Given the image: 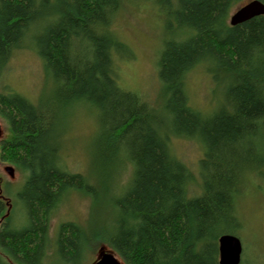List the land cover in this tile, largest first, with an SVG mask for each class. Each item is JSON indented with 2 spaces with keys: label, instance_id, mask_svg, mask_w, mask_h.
Instances as JSON below:
<instances>
[{
  "label": "trees",
  "instance_id": "obj_1",
  "mask_svg": "<svg viewBox=\"0 0 264 264\" xmlns=\"http://www.w3.org/2000/svg\"><path fill=\"white\" fill-rule=\"evenodd\" d=\"M129 1H150L166 19L157 106L118 84L115 57L135 55L110 27ZM243 1L0 0V80L14 53L32 48L53 82L38 103L10 89L0 92L7 128L0 160L26 175L19 194L25 225L14 226L13 211L0 198V264L50 258L49 221L72 191L93 199L102 193L115 209L90 234L77 223L61 225L56 243L64 264H79L97 246L124 264H219V238L243 229L238 201L244 187L264 179V16L231 26ZM199 65L218 97L208 115L192 108L187 94V76ZM82 107L99 126L98 184L62 161L68 117ZM173 138L203 145L199 183L173 154ZM128 166V185L111 201V180ZM197 183L200 190L192 193ZM243 260L249 264L244 251Z\"/></svg>",
  "mask_w": 264,
  "mask_h": 264
},
{
  "label": "rangeland",
  "instance_id": "obj_2",
  "mask_svg": "<svg viewBox=\"0 0 264 264\" xmlns=\"http://www.w3.org/2000/svg\"><path fill=\"white\" fill-rule=\"evenodd\" d=\"M248 2V0L241 2L233 12ZM110 29L119 40L128 45L135 55L133 60L125 61L115 54L119 86L127 91L138 93L144 100L157 106L162 94L158 61L164 42L168 38L165 17L150 1H129L116 13ZM52 83L37 53L32 48H24L16 51L12 56L0 80V92L10 89L11 92L20 94L33 103H38L44 92L52 93ZM186 86L192 108L205 115L215 111L218 106V97L214 93L216 86L204 65H199L188 74ZM0 124L3 129L0 138L1 146V141L7 136V128L1 118ZM98 133L99 126L95 115L89 108H78L68 117L62 151V161L69 172L89 177V182L96 184L100 180L93 181L95 179L93 154ZM171 147L173 154L194 172L199 183V162L204 157L203 145L193 139L173 138ZM8 166L14 167V177L7 173ZM130 175L131 166L121 170L119 174H114L111 180L114 187L111 188V201L119 197L127 187ZM25 182L24 173L0 160V198L6 200L9 210L13 211L12 219L15 227L26 224L25 207L19 197ZM198 183L191 186L192 193L199 192ZM104 198L102 193L98 199H93L79 191H72L62 203H59L49 221L48 234L52 242L48 249L50 258L45 259L44 264H64L59 259L56 243L63 223H77L86 229L85 233L90 234V231L95 229L96 222L99 221L101 224L108 222L110 216L108 210L115 208H111ZM103 201L109 206L103 205ZM238 213L244 225L237 235L242 240L247 263L264 264V179L254 177L250 185L244 187L238 201ZM1 225L2 222H0V231L3 226ZM91 247H94V242ZM100 248L97 246L88 249L79 264H94L102 251ZM104 249L111 251L108 248ZM0 253H2L1 250Z\"/></svg>",
  "mask_w": 264,
  "mask_h": 264
},
{
  "label": "water",
  "instance_id": "obj_3",
  "mask_svg": "<svg viewBox=\"0 0 264 264\" xmlns=\"http://www.w3.org/2000/svg\"><path fill=\"white\" fill-rule=\"evenodd\" d=\"M258 16H264V3L260 0H251L231 14L230 24L237 26ZM2 133L3 129L0 124V137ZM6 171L11 177H14L15 170L12 166L6 167ZM218 244L219 264H241L243 247L237 236L223 235L219 238ZM103 249L94 264H123L114 252Z\"/></svg>",
  "mask_w": 264,
  "mask_h": 264
},
{
  "label": "bare ground",
  "instance_id": "obj_4",
  "mask_svg": "<svg viewBox=\"0 0 264 264\" xmlns=\"http://www.w3.org/2000/svg\"><path fill=\"white\" fill-rule=\"evenodd\" d=\"M231 17V16H230ZM232 26V25H231ZM225 235H232V234H225ZM236 236V235H234ZM238 237V236H237ZM240 239V237H238ZM240 242L242 243V240L240 239ZM242 247H243V243H242ZM243 251H244V247H243ZM243 253V252H242ZM242 260H243V254H242Z\"/></svg>",
  "mask_w": 264,
  "mask_h": 264
}]
</instances>
